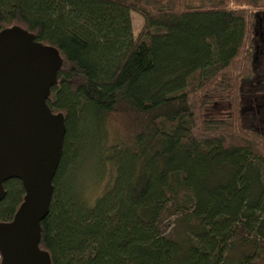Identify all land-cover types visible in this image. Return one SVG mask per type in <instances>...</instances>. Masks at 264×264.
<instances>
[{
	"label": "trees",
	"instance_id": "obj_1",
	"mask_svg": "<svg viewBox=\"0 0 264 264\" xmlns=\"http://www.w3.org/2000/svg\"><path fill=\"white\" fill-rule=\"evenodd\" d=\"M15 26L62 62L46 100L65 126L40 222L51 264H264V129L240 112L264 0H0V31ZM216 95L227 118L205 116ZM91 127L97 171L77 187ZM3 190L8 224L25 190Z\"/></svg>",
	"mask_w": 264,
	"mask_h": 264
},
{
	"label": "water",
	"instance_id": "obj_2",
	"mask_svg": "<svg viewBox=\"0 0 264 264\" xmlns=\"http://www.w3.org/2000/svg\"><path fill=\"white\" fill-rule=\"evenodd\" d=\"M61 64L19 27L0 31V201L6 181L25 190L13 221L0 224V264H51L39 240L65 137L63 118L46 104Z\"/></svg>",
	"mask_w": 264,
	"mask_h": 264
},
{
	"label": "rangeland",
	"instance_id": "obj_3",
	"mask_svg": "<svg viewBox=\"0 0 264 264\" xmlns=\"http://www.w3.org/2000/svg\"><path fill=\"white\" fill-rule=\"evenodd\" d=\"M130 22L132 36L136 38L143 26L142 19L140 16L130 13ZM253 75L243 85L240 112L245 124L255 127L259 126L261 129H264V94H262L264 92V55L261 56L259 52L255 55ZM212 99L213 101L210 102L205 116L208 118H227L229 116V109L225 97L216 95ZM255 113H258V116ZM93 128L91 127L93 134L90 133L92 136L89 135V139L91 140L83 149V158L80 159L79 165L71 170V175L67 179L68 182H73L75 184L74 186L77 187H80L84 179L91 177L92 180L97 171L95 165L97 164L96 153L98 141ZM169 223H165L167 227Z\"/></svg>",
	"mask_w": 264,
	"mask_h": 264
}]
</instances>
